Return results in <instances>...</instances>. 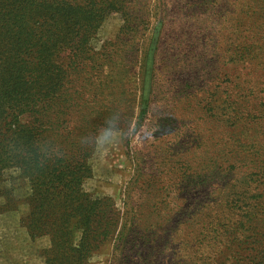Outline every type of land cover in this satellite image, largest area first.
Instances as JSON below:
<instances>
[{
  "label": "trees",
  "instance_id": "trees-1",
  "mask_svg": "<svg viewBox=\"0 0 264 264\" xmlns=\"http://www.w3.org/2000/svg\"><path fill=\"white\" fill-rule=\"evenodd\" d=\"M252 3L246 21L236 23L248 39L237 56L241 64L246 56L254 60L264 89V0ZM143 9L140 0H0V182L11 176L29 182L21 224L32 238H50L49 262L83 264L108 240L124 237L116 236L120 212L113 201L82 189L92 151L75 142L65 118L87 104L83 87L101 80L105 64L89 47L101 23L120 14L118 32L136 35ZM233 112L242 127L264 129V115ZM49 138L64 155L37 167L38 146ZM219 154L202 173L177 166L174 187L194 194L180 202L177 188L179 195L168 197L156 225L176 227H155L154 264H264V140Z\"/></svg>",
  "mask_w": 264,
  "mask_h": 264
},
{
  "label": "rangeland",
  "instance_id": "rangeland-1",
  "mask_svg": "<svg viewBox=\"0 0 264 264\" xmlns=\"http://www.w3.org/2000/svg\"><path fill=\"white\" fill-rule=\"evenodd\" d=\"M254 1L140 0L143 22L136 35L120 34L123 20L114 13L91 38L96 62L101 55L98 64L105 65L100 81L82 85L87 104L65 118L68 128L76 142L119 111L135 131L117 146L91 149L87 159L91 174L82 189L113 201L120 212L116 236L124 231V237L108 240L83 264H154L156 224L167 213L168 197L179 195L177 166L202 173L222 149L236 152L264 140V129L242 127L233 112L264 115L260 72L249 56L242 64L237 56L248 39L240 38L236 23L246 21ZM0 190L10 195H0V264H68L49 262L50 238H32L21 224L29 212L27 179L6 178ZM180 191V202L194 194ZM168 223L162 226L173 231L175 223ZM78 241L79 234L75 246Z\"/></svg>",
  "mask_w": 264,
  "mask_h": 264
},
{
  "label": "clouds",
  "instance_id": "clouds-1",
  "mask_svg": "<svg viewBox=\"0 0 264 264\" xmlns=\"http://www.w3.org/2000/svg\"><path fill=\"white\" fill-rule=\"evenodd\" d=\"M135 130L125 127L122 123V113L113 111L105 117L103 123L94 131L79 137V145L87 150L102 151L110 146L121 144ZM38 159L34 161L37 167L61 158L64 153L60 144L49 138L41 142L37 149Z\"/></svg>",
  "mask_w": 264,
  "mask_h": 264
}]
</instances>
